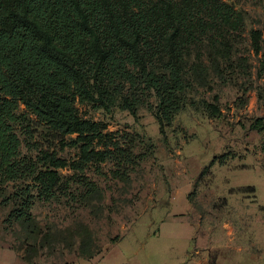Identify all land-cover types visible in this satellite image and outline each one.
Masks as SVG:
<instances>
[{
    "label": "rangeland",
    "instance_id": "374dc122",
    "mask_svg": "<svg viewBox=\"0 0 264 264\" xmlns=\"http://www.w3.org/2000/svg\"><path fill=\"white\" fill-rule=\"evenodd\" d=\"M224 1L242 14L244 27H222L190 48L186 107L166 138L147 106L137 117L118 106H78L108 133L137 136L136 152L154 149L148 147L127 183L114 178L112 164L60 170L64 184L56 199L32 210L37 228L7 229L4 221L18 204L2 205L0 198V264H264V132L251 128L264 117V45L257 53L250 36L264 31V0ZM21 114L22 156L48 151L78 160L66 146L69 137L24 105ZM81 177L97 192L83 187Z\"/></svg>",
    "mask_w": 264,
    "mask_h": 264
},
{
    "label": "trees",
    "instance_id": "16d2710c",
    "mask_svg": "<svg viewBox=\"0 0 264 264\" xmlns=\"http://www.w3.org/2000/svg\"><path fill=\"white\" fill-rule=\"evenodd\" d=\"M231 25L243 29V16L224 0H0V198L2 205L18 204L4 221L7 229L14 223L37 228L32 210L56 199L64 184L60 170L84 173L89 165L112 164L114 178L127 183L154 146L136 152L137 136L108 133L78 106H118L134 117L147 106L166 138L186 107V54ZM250 36L260 53L264 31ZM259 76L264 80V60ZM22 105L69 137L66 146L77 150L78 160L48 151L22 156ZM207 107L219 115L217 106ZM251 128L264 132V117ZM79 183L97 192L88 178Z\"/></svg>",
    "mask_w": 264,
    "mask_h": 264
},
{
    "label": "crops",
    "instance_id": "0c3cea01",
    "mask_svg": "<svg viewBox=\"0 0 264 264\" xmlns=\"http://www.w3.org/2000/svg\"><path fill=\"white\" fill-rule=\"evenodd\" d=\"M100 264V263H99ZM194 264V263H193Z\"/></svg>",
    "mask_w": 264,
    "mask_h": 264
}]
</instances>
